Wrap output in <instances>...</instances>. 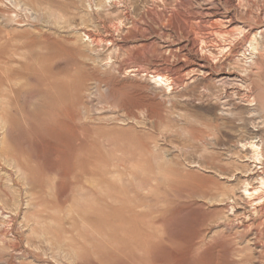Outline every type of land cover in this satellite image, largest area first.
Returning <instances> with one entry per match:
<instances>
[{
  "label": "rangeland",
  "instance_id": "1",
  "mask_svg": "<svg viewBox=\"0 0 264 264\" xmlns=\"http://www.w3.org/2000/svg\"><path fill=\"white\" fill-rule=\"evenodd\" d=\"M239 26L264 29V0H0V264H264V160L241 146L264 59L217 51Z\"/></svg>",
  "mask_w": 264,
  "mask_h": 264
},
{
  "label": "bare ground",
  "instance_id": "2",
  "mask_svg": "<svg viewBox=\"0 0 264 264\" xmlns=\"http://www.w3.org/2000/svg\"><path fill=\"white\" fill-rule=\"evenodd\" d=\"M237 1L239 4H241V3H243L244 0H237ZM89 3H90L89 5H91L92 2H89ZM180 3L182 5H186L187 0H180ZM189 19L190 18L186 14H184L183 12H181L178 9L174 10L172 12V14L168 17V21L173 23L175 28L178 29L182 34H186L187 36L190 34V36H192L189 46L191 47V49H194L199 45V39H198L199 34L200 35L204 34V30H206V29L203 26H201V24L200 25H190ZM213 30H217L216 26H213ZM219 34H221V33H219ZM220 36L222 37L221 38L222 41L226 42V44H223V45L219 44V49L217 50L219 54H223L227 50V48L230 49V45L232 43H234L235 41L240 40V39L243 40L242 44H241V48H242L241 51L242 52H240V54L235 59V62L237 64H239L237 69L241 73L247 74L249 69L252 70V66L255 64L256 58L264 59V29H262V28L261 29H255L254 31L246 33L245 28L239 26L238 28L235 29V31L230 32L227 36H225L223 34H221ZM89 38H90V36H89ZM94 40L95 39L92 37L91 42H94ZM202 42L203 41L201 40L200 46L202 45L201 44ZM200 48L202 49V47H200ZM123 68H126V67H123ZM151 75L152 76L150 78H153L154 82L159 83V84L162 82L167 83L169 80H172V76H170L169 74H163V73H161L160 70H155L153 73H151ZM254 105L255 106L251 107V109L254 110L258 115L263 116V122H264V100H258L257 103H255ZM263 133H264V128L260 129L259 136L255 135L254 137L247 140L246 142H244L241 145L242 148H245L249 151V157L248 158L251 160L252 163H254L255 166L257 164H262L263 160H264V136L262 135ZM152 155H154V154H152ZM155 156L158 157L157 155H155ZM152 157L155 159L154 156H152ZM136 167L138 168L137 169L138 174H136V175L140 176V174H141L140 177H142L143 175H147V173L145 172L143 167H141L140 162L137 163ZM258 168H261V167H258ZM156 174L157 175L160 174L159 176L162 177L161 174H165V172H164V170H162V168H160ZM136 175L134 174V176H136ZM132 176L133 175H131V177ZM136 178L138 179L139 177L136 176L135 179ZM139 179H140L139 181L142 182L141 179H143V177L139 178ZM151 179L152 178H150V180ZM158 180H160V179L158 178ZM139 181L138 182L134 181L135 183L133 184V185H135L136 183H138L137 186H135L137 188L141 186V185H139ZM143 184L145 185L147 183L145 182ZM149 184H147V186L146 185L145 186L142 185V186L144 188H146V187H148ZM247 186L248 185L246 183V186H244L245 187L244 188L245 193L250 190V189L248 190L246 188ZM144 188H142V189H144ZM249 195L252 196L253 198L255 197L254 201L255 200L261 201L262 199L264 201V172H262V174L259 177H257V185H256V187H254L251 190ZM211 198H214V197L212 196ZM215 199H216V202L220 201V199H217V198H215ZM210 202H212V201H210ZM189 213H191V212L186 211V213H182V214L178 215L176 218L171 219L170 224H169V230L171 233L177 234L179 232H183L187 228L188 223H189V221H188V219H189L188 214ZM170 261L174 264H184L185 258L183 257V254L176 253L171 258Z\"/></svg>",
  "mask_w": 264,
  "mask_h": 264
}]
</instances>
